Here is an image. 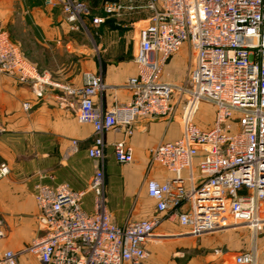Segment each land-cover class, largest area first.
I'll return each mask as SVG.
<instances>
[{
  "label": "built area",
  "instance_id": "2783aa9c",
  "mask_svg": "<svg viewBox=\"0 0 264 264\" xmlns=\"http://www.w3.org/2000/svg\"><path fill=\"white\" fill-rule=\"evenodd\" d=\"M47 3L61 7L72 31L84 32L92 18L81 1ZM102 10L107 18L149 14L139 28L137 75L124 87L132 98L107 111L94 103L108 88L101 76L86 73L81 88L56 82L25 59L0 18V72L30 83L37 97L51 87L79 98L78 120L95 132L88 155L100 162L84 191L65 183L35 186L37 220L46 233L25 252L42 264H147L148 245L161 238L158 230L166 222L178 223L195 238L243 227L256 234L263 230L264 0H117L104 2ZM102 22L91 21L94 26ZM183 49L190 64L187 78L165 80L169 60ZM203 105L214 110L210 127L197 120ZM179 110L181 137L151 151V163L170 176L146 184L155 214L116 224L105 194L106 135L130 138L139 119L172 122ZM113 151L118 163L134 162L126 141L116 142ZM9 173L8 165L1 164L0 180ZM88 193L93 195L92 212L84 208ZM21 253L0 254V264H18ZM236 263L256 264L255 252L237 255Z\"/></svg>",
  "mask_w": 264,
  "mask_h": 264
},
{
  "label": "crops",
  "instance_id": "0c3cea01",
  "mask_svg": "<svg viewBox=\"0 0 264 264\" xmlns=\"http://www.w3.org/2000/svg\"><path fill=\"white\" fill-rule=\"evenodd\" d=\"M136 14H143L145 19L149 17L146 11ZM0 18H8L10 25L17 19L26 20V29L31 32L41 58L34 57L32 50L24 51V55L28 60L32 59L29 61L31 64L48 71L56 82L81 88L86 73L99 75L108 88L94 98L97 108L107 111L130 102L132 94L124 87L137 75L134 62L136 48L130 52L126 44L116 42L105 45L100 53L94 54L88 45L81 42V32L71 30L61 7L48 4L47 0H0ZM142 22L135 23L136 30ZM115 50L121 51L117 57L109 54ZM187 56V49H183L169 60L165 80L182 82L176 80L175 75ZM25 103L31 105L28 111L24 109ZM78 108L77 97L51 87H45L43 96L37 97L30 83L0 72V165L6 164L10 169L9 175L0 180V254L22 252L18 264H42L34 254L25 252L46 233L37 220L35 186L41 181L65 183L74 191H84L98 167V161L88 155L95 137L94 128L78 120ZM204 115L200 123L206 126L209 122L207 108ZM213 119L214 115L211 123ZM178 123L141 118L130 138L116 132L106 135L107 169L110 173L116 161L113 151L116 142L126 141L134 155L128 172L122 174L124 178L121 181L117 179L119 184H124L128 199L126 219L118 225L155 214L156 203L148 196L146 184L149 180L163 182L170 176L160 165L149 166L151 151L163 142L181 137L182 127ZM74 141L78 143V151L72 150ZM43 175L53 176L54 181L43 179ZM110 190L108 203L111 208L108 205V209L114 220L111 209L115 196ZM137 193L138 198L134 199ZM115 195L119 197V193ZM84 208L92 212V193L85 196ZM186 231L178 223L162 225L158 230L161 238L148 245L147 264H210L211 260L217 261L216 264H237L236 256L232 262L229 254L220 256L217 251L212 257L209 253L200 252L201 247L208 249L213 241L205 239L198 247L199 238L186 235ZM170 240L174 242H167ZM178 249L185 252H178ZM261 257L264 258V254Z\"/></svg>",
  "mask_w": 264,
  "mask_h": 264
},
{
  "label": "rangeland",
  "instance_id": "374dc122",
  "mask_svg": "<svg viewBox=\"0 0 264 264\" xmlns=\"http://www.w3.org/2000/svg\"><path fill=\"white\" fill-rule=\"evenodd\" d=\"M78 1H81L88 6L92 18H101L103 20V22L99 26H94L91 23L92 18L91 20H87L86 29L84 32H81L80 34L81 42L84 45L85 44L88 45L89 48L94 51V54L100 53V49L102 50L105 45L107 46L109 44L116 42H120V44L123 43L126 44L130 52H132L133 49L136 48L137 40L139 36V29L137 30L135 29V23L138 21L140 22V20L141 21L143 20V22L145 23L148 17L145 19L144 18L145 16H142L143 14H127L118 17L107 18L102 10L103 3L95 4L91 0H78ZM1 20L3 26L8 31L10 37L12 38L11 39L12 42L20 48L23 54H25L24 51L27 52V50L28 51L32 50L33 51L32 54L34 57L38 56L39 59L41 58V52H39L38 50L39 48H37V46L33 42L32 40L33 36L30 34L31 32L29 31V29H26V20L17 19L15 20V23L13 25L9 24L10 20L8 18L6 19L1 18ZM143 22L142 24H140L141 26L144 25ZM120 53L121 51L118 50L109 52V54H111L114 57H117L118 55H120ZM28 61L31 62L32 59ZM189 71H190V64H189V57L187 56V58H184L183 61L179 64L176 72L177 74L175 75L177 78L175 77V79L178 81H184L187 78ZM206 108L208 109V113H209L208 116L209 122L206 124L205 127H210L212 125L210 120L214 115L213 112L214 110L211 107L209 106L205 107L203 105L202 108L200 109V112L197 115V118L199 121L201 119L203 120L205 116L204 114L206 112ZM181 117H182V111L179 110L176 116L174 117L173 121L169 123H174L177 121L179 122L178 124H180V126L182 127ZM72 150L78 151V147L75 148V146H73L72 144ZM97 164H100V162H98ZM103 165L105 171V194H106L107 203H108L109 190L111 189L110 190L111 193L114 194L115 196L114 197L115 203L113 209H111V212L114 215V220L116 221L115 223L117 224L124 223L126 219V213H127L126 209H127L128 199L125 194L124 184L123 185L119 184L120 182L117 179L121 181V179L124 178L122 174L128 172L131 166L123 165L114 161L113 164L114 170L113 172L110 173L107 169L108 164L106 157L105 160L103 161ZM152 165H153L152 163L149 164V166ZM116 193H119V197L115 195ZM138 195L139 194L137 193L136 197L133 198L134 199L138 198ZM205 239H211L213 241L211 242V245H209L208 249L201 247L200 252L203 251L204 253H206L205 255L209 253L212 256L215 255L217 251H219L221 253L220 256L229 254V258H230L229 260L233 262L234 257L239 254H243L247 252H255L256 264H264V258L261 257L264 254V229L259 231L257 234L253 230L247 227L239 228L236 230H230L226 232H220L216 234H207L199 237L198 241L200 243H198V247L201 246L202 241ZM167 242H174V241L170 240ZM178 252L182 253L185 252V250L178 249ZM216 262L217 261L211 260L210 264H216Z\"/></svg>",
  "mask_w": 264,
  "mask_h": 264
},
{
  "label": "trees",
  "instance_id": "16d2710c",
  "mask_svg": "<svg viewBox=\"0 0 264 264\" xmlns=\"http://www.w3.org/2000/svg\"><path fill=\"white\" fill-rule=\"evenodd\" d=\"M78 1V0H77ZM93 3H95V4H97V3H100V4H102V2L103 1H117V0H91ZM89 20H91V18H89ZM12 39V38H11ZM22 54H23V52H22ZM23 56L25 57V59H27L26 58V55H24L23 54ZM36 67H38V66H36ZM39 69H41L40 67H38Z\"/></svg>",
  "mask_w": 264,
  "mask_h": 264
}]
</instances>
